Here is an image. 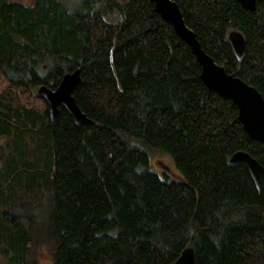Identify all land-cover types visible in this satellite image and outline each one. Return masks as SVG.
I'll return each instance as SVG.
<instances>
[{
  "label": "trees",
  "instance_id": "16d2710c",
  "mask_svg": "<svg viewBox=\"0 0 264 264\" xmlns=\"http://www.w3.org/2000/svg\"><path fill=\"white\" fill-rule=\"evenodd\" d=\"M200 49L264 99V0H172ZM239 32L241 60L227 40ZM80 71L73 97L92 122L30 107ZM191 49L149 0H0V254L6 264H264V169L233 103L209 90ZM169 156L176 176L151 171ZM170 169V168H169ZM172 178V176H170Z\"/></svg>",
  "mask_w": 264,
  "mask_h": 264
},
{
  "label": "water",
  "instance_id": "95a60500",
  "mask_svg": "<svg viewBox=\"0 0 264 264\" xmlns=\"http://www.w3.org/2000/svg\"><path fill=\"white\" fill-rule=\"evenodd\" d=\"M160 18L169 24L175 34L191 49L201 67L200 79L203 84L218 96L230 100L237 108V118L244 132L251 140L264 144V99L255 88L241 79L227 74L212 58L199 47L194 34L184 24L177 5L172 0H149ZM243 10L254 11L256 3L262 0H232ZM227 40L234 55L241 60L245 52V41L237 31L229 32ZM80 71L75 70L66 74L58 86L51 90L41 86L37 90V98L44 102L49 120L53 124L58 117L59 108L71 116L73 123L78 125L92 122L82 113L73 97L74 91L81 85ZM229 166L243 164L247 169L255 187L259 189L260 180L264 174L263 167L245 152H237L228 161ZM158 166L165 173L170 172L168 166L159 163ZM173 264H195L194 252L188 248L182 251Z\"/></svg>",
  "mask_w": 264,
  "mask_h": 264
},
{
  "label": "rangeland",
  "instance_id": "374dc122",
  "mask_svg": "<svg viewBox=\"0 0 264 264\" xmlns=\"http://www.w3.org/2000/svg\"><path fill=\"white\" fill-rule=\"evenodd\" d=\"M60 1H62L70 11L71 10L73 11L74 9L76 10L78 8V0H60ZM13 2L20 3L24 6L30 7L33 3V0H13ZM5 86H6L5 81L0 77V92L5 88ZM29 106L38 108L39 110L46 109V105L44 104V102L37 97L32 98V100L29 101ZM2 142L3 139L2 140L0 139V145ZM150 156H151V167H152L151 171H154L156 173L157 172L162 173L161 168L158 166L159 163H162L170 168V174L168 177L170 180H174L173 177L176 176L175 175L176 171L171 158L169 156L161 155L158 153H151ZM170 176H172V178ZM35 255L39 264H52V252L49 249L45 248L42 249L41 251L38 250V252H36ZM0 264H6L5 258L1 254H0Z\"/></svg>",
  "mask_w": 264,
  "mask_h": 264
}]
</instances>
